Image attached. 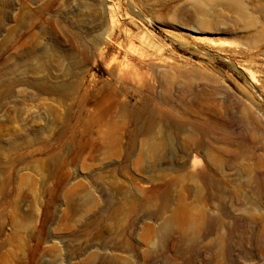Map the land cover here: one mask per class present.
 <instances>
[{"label": "rangeland", "instance_id": "374dc122", "mask_svg": "<svg viewBox=\"0 0 264 264\" xmlns=\"http://www.w3.org/2000/svg\"><path fill=\"white\" fill-rule=\"evenodd\" d=\"M0 264H264V0H0Z\"/></svg>", "mask_w": 264, "mask_h": 264}, {"label": "bare ground", "instance_id": "6f19581e", "mask_svg": "<svg viewBox=\"0 0 264 264\" xmlns=\"http://www.w3.org/2000/svg\"><path fill=\"white\" fill-rule=\"evenodd\" d=\"M150 64H151L152 66H154V67H155V66H156V67H159V69H160L161 71H165V70H166L165 67L167 66L166 63L156 61L155 59H151V60H150ZM156 67H155V68H156ZM155 68H154V69H155ZM157 69H158V68H157ZM154 71H155V70H154Z\"/></svg>", "mask_w": 264, "mask_h": 264}]
</instances>
